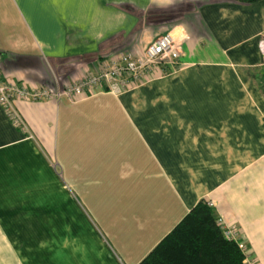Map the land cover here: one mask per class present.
I'll list each match as a JSON object with an SVG mask.
<instances>
[{
    "label": "crops",
    "instance_id": "1",
    "mask_svg": "<svg viewBox=\"0 0 264 264\" xmlns=\"http://www.w3.org/2000/svg\"><path fill=\"white\" fill-rule=\"evenodd\" d=\"M172 29L119 94L0 106V264H137L200 199L264 264V0H0V73L54 91Z\"/></svg>",
    "mask_w": 264,
    "mask_h": 264
},
{
    "label": "built area",
    "instance_id": "2",
    "mask_svg": "<svg viewBox=\"0 0 264 264\" xmlns=\"http://www.w3.org/2000/svg\"><path fill=\"white\" fill-rule=\"evenodd\" d=\"M177 32L175 29L168 30L154 38L144 47L143 58L128 50L103 57L95 68L66 80L62 88L57 86L54 91L44 85L32 86L4 78L0 73V106L15 126L27 132L28 126L16 106L17 101H40L58 98L61 94L75 101L103 91L119 94L147 79L154 68L167 66L174 69L179 64L181 39ZM261 45L264 48L263 41ZM208 204L212 206L211 202ZM218 223L226 237L236 239L232 229L223 227L221 218H218ZM238 244L245 254L243 263L258 264L249 258L244 245Z\"/></svg>",
    "mask_w": 264,
    "mask_h": 264
},
{
    "label": "trees",
    "instance_id": "3",
    "mask_svg": "<svg viewBox=\"0 0 264 264\" xmlns=\"http://www.w3.org/2000/svg\"><path fill=\"white\" fill-rule=\"evenodd\" d=\"M257 78L264 93V66ZM244 257L238 242L225 236L214 208L200 199L137 264H244Z\"/></svg>",
    "mask_w": 264,
    "mask_h": 264
},
{
    "label": "rangeland",
    "instance_id": "4",
    "mask_svg": "<svg viewBox=\"0 0 264 264\" xmlns=\"http://www.w3.org/2000/svg\"><path fill=\"white\" fill-rule=\"evenodd\" d=\"M143 50H144V49H143ZM139 57L143 58V53H142V56H139Z\"/></svg>",
    "mask_w": 264,
    "mask_h": 264
}]
</instances>
